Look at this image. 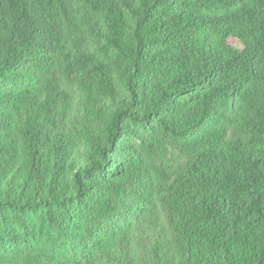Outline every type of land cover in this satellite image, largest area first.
<instances>
[{
    "label": "trees",
    "instance_id": "trees-1",
    "mask_svg": "<svg viewBox=\"0 0 264 264\" xmlns=\"http://www.w3.org/2000/svg\"><path fill=\"white\" fill-rule=\"evenodd\" d=\"M0 264H264V0H0Z\"/></svg>",
    "mask_w": 264,
    "mask_h": 264
},
{
    "label": "rangeland",
    "instance_id": "rangeland-1",
    "mask_svg": "<svg viewBox=\"0 0 264 264\" xmlns=\"http://www.w3.org/2000/svg\"><path fill=\"white\" fill-rule=\"evenodd\" d=\"M236 47H237V48H240V46H239V45H236Z\"/></svg>",
    "mask_w": 264,
    "mask_h": 264
}]
</instances>
